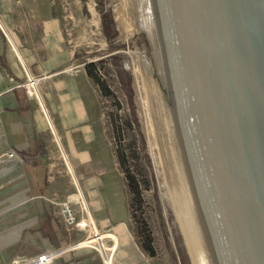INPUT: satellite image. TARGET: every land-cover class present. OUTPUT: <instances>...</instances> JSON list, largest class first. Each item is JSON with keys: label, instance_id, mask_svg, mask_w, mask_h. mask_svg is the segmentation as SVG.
I'll return each mask as SVG.
<instances>
[{"label": "water", "instance_id": "water-1", "mask_svg": "<svg viewBox=\"0 0 264 264\" xmlns=\"http://www.w3.org/2000/svg\"><path fill=\"white\" fill-rule=\"evenodd\" d=\"M196 264H264V0H135Z\"/></svg>", "mask_w": 264, "mask_h": 264}, {"label": "crops", "instance_id": "crops-1", "mask_svg": "<svg viewBox=\"0 0 264 264\" xmlns=\"http://www.w3.org/2000/svg\"><path fill=\"white\" fill-rule=\"evenodd\" d=\"M46 1L0 0V152L18 157L0 164V264H40L45 255L44 264H154L120 226L108 231L118 239L114 256L104 257L107 231L97 229L91 213L88 235L60 248L55 217L62 214L51 199L63 197L68 182L48 173L60 158L76 191L72 176L84 200L96 199L100 194H91L100 182L95 146L101 129L89 78L61 68L63 51L49 43L57 21L33 9Z\"/></svg>", "mask_w": 264, "mask_h": 264}, {"label": "rangeland", "instance_id": "rangeland-1", "mask_svg": "<svg viewBox=\"0 0 264 264\" xmlns=\"http://www.w3.org/2000/svg\"><path fill=\"white\" fill-rule=\"evenodd\" d=\"M33 9L57 21L49 43L63 51L61 68L87 75L100 114V182L91 194L100 195L84 200L60 158L48 173L66 176L67 186H55L64 196L51 201L58 211L69 204L76 217L71 224L55 217L60 248L88 235L91 213L97 229L107 231L104 257L114 256L118 239L111 230L120 226L154 264H196L167 169L135 0H47ZM86 250L98 256L95 248Z\"/></svg>", "mask_w": 264, "mask_h": 264}, {"label": "built area", "instance_id": "built-area-1", "mask_svg": "<svg viewBox=\"0 0 264 264\" xmlns=\"http://www.w3.org/2000/svg\"><path fill=\"white\" fill-rule=\"evenodd\" d=\"M17 158H18L17 155L11 150H8L6 152H0V164L7 162V161L16 160ZM60 207H61L60 208L61 214H62V217L65 223L66 224L74 223L76 221V217H75V214L72 208L69 206V204L63 203L61 204Z\"/></svg>", "mask_w": 264, "mask_h": 264}, {"label": "trees", "instance_id": "trees-1", "mask_svg": "<svg viewBox=\"0 0 264 264\" xmlns=\"http://www.w3.org/2000/svg\"><path fill=\"white\" fill-rule=\"evenodd\" d=\"M145 250H147L150 254H153V250L151 246H148L147 248H145Z\"/></svg>", "mask_w": 264, "mask_h": 264}, {"label": "bare ground", "instance_id": "bare-ground-1", "mask_svg": "<svg viewBox=\"0 0 264 264\" xmlns=\"http://www.w3.org/2000/svg\"><path fill=\"white\" fill-rule=\"evenodd\" d=\"M28 88H31V85L29 84Z\"/></svg>", "mask_w": 264, "mask_h": 264}]
</instances>
